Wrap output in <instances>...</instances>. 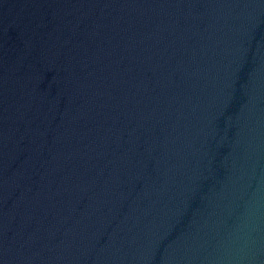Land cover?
<instances>
[{
  "label": "water",
  "instance_id": "water-1",
  "mask_svg": "<svg viewBox=\"0 0 264 264\" xmlns=\"http://www.w3.org/2000/svg\"><path fill=\"white\" fill-rule=\"evenodd\" d=\"M0 264H264V0H0Z\"/></svg>",
  "mask_w": 264,
  "mask_h": 264
}]
</instances>
